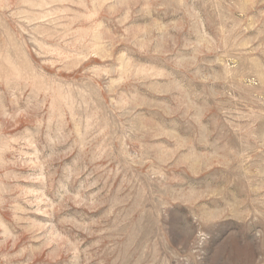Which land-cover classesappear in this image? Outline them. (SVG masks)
<instances>
[{
  "label": "rangeland",
  "instance_id": "obj_1",
  "mask_svg": "<svg viewBox=\"0 0 264 264\" xmlns=\"http://www.w3.org/2000/svg\"><path fill=\"white\" fill-rule=\"evenodd\" d=\"M0 264H264V0H0Z\"/></svg>",
  "mask_w": 264,
  "mask_h": 264
}]
</instances>
